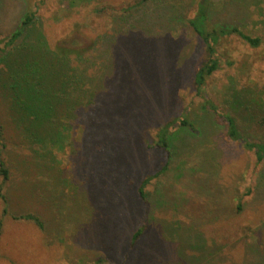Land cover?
<instances>
[{"label": "rangeland", "instance_id": "obj_1", "mask_svg": "<svg viewBox=\"0 0 264 264\" xmlns=\"http://www.w3.org/2000/svg\"><path fill=\"white\" fill-rule=\"evenodd\" d=\"M134 1L0 0L1 37L32 12L27 53L79 49L72 64L90 76L111 64L103 92L110 87L115 109L140 119L107 123L94 105L66 125L63 140L38 143L0 91V164L9 171L0 175V264H264V160L229 139L216 114L264 143V0H212L211 26H238L261 43L223 40L221 67L201 94L194 76L207 57L187 24L199 0H146L121 11ZM184 113L195 129L172 132L159 148L157 129ZM29 129L37 135L36 125ZM26 213L43 230L18 218Z\"/></svg>", "mask_w": 264, "mask_h": 264}, {"label": "trees", "instance_id": "obj_2", "mask_svg": "<svg viewBox=\"0 0 264 264\" xmlns=\"http://www.w3.org/2000/svg\"><path fill=\"white\" fill-rule=\"evenodd\" d=\"M145 1L135 0L134 3L123 7L121 11L134 10ZM211 10L212 0H199L195 13L187 19L188 26L199 38L207 57L194 76L197 94L203 93L205 79L221 67L217 47L223 40L227 37H237L250 47H258L261 43V38L258 35L245 32L238 26L229 24H213L211 26L209 24ZM32 19L33 13H26L16 30L8 36H0V65H2L0 68V91L11 98L12 105L10 104V106L13 117L33 138L32 141L43 143L63 140L65 138L63 130L70 125V121L73 120L72 123H74L80 113H88L94 105L99 107V111L107 123L116 120L123 122L139 120L140 123L137 115H127L115 109L119 102L116 100L114 90H111L110 87L104 92L102 90L104 77L107 72H110L111 64L108 65L106 73L90 76L85 68H79V70L72 64L73 55H80L79 49L59 48L57 51H53L48 47L45 52L47 54L53 52L54 55L49 57L43 53V59H37L36 55L27 53L28 48L25 47L27 45L24 40L29 34L28 27ZM48 69H50V74L46 73ZM115 78L120 81L122 76L115 75ZM127 96L131 98V95ZM203 106L211 111H216L208 99L204 100ZM216 114L218 119L220 118L225 124L226 135L229 139L241 142L245 149L253 151L256 161L264 160V143L245 140L232 116L217 112ZM64 121L66 124L63 123ZM34 125L37 126V135L29 129V126ZM41 129L44 133L38 132ZM178 129H195L187 113L173 118L157 129L156 145L159 148L167 149L169 135ZM120 130H117V136L123 137L120 135ZM2 137L3 129L0 122L1 147H3ZM0 175L3 179L9 176L8 169L3 167L2 163L0 164ZM147 180L145 179L138 188V195L141 198L144 197L143 187ZM1 197L5 203L4 196L1 195ZM237 208H241L239 204ZM2 212H6L5 208L2 209ZM18 218L30 221L43 230L44 224L37 215L26 213ZM145 229L146 225L142 224L132 233L130 247L137 243L143 232L146 231Z\"/></svg>", "mask_w": 264, "mask_h": 264}]
</instances>
